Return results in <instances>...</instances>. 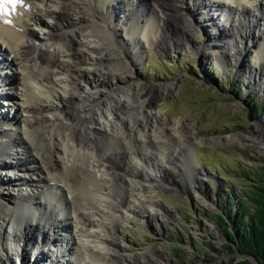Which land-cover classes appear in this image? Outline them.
I'll list each match as a JSON object with an SVG mask.
<instances>
[{
	"label": "bare ground",
	"instance_id": "obj_1",
	"mask_svg": "<svg viewBox=\"0 0 264 264\" xmlns=\"http://www.w3.org/2000/svg\"><path fill=\"white\" fill-rule=\"evenodd\" d=\"M190 1L207 22L213 7L234 28L217 27L215 38L228 31L231 40L221 45L218 38L210 40L212 56L222 59L227 52L233 60L237 53L254 52L264 63V40L249 53L235 46L255 26L247 18L264 16V0ZM188 6L183 0L5 5L1 61L12 72L7 85L16 90L0 88V168L5 169L0 170V264H130L132 259L169 264L161 254L125 253L115 225L127 211L158 215L155 202L145 196L149 186L160 183L158 166L182 162L187 149L192 167L185 171L196 168L194 141L179 136L190 123L162 122L152 107L160 90L138 94L133 83L120 86L107 79L127 67L129 58L141 62L156 48L170 49L164 29L169 18L176 16L183 33L193 31ZM156 19L159 26L151 36ZM3 106L12 115H5ZM119 158L126 159V173L114 169L122 165L114 161ZM145 205L149 209L143 211Z\"/></svg>",
	"mask_w": 264,
	"mask_h": 264
},
{
	"label": "rangeland",
	"instance_id": "obj_2",
	"mask_svg": "<svg viewBox=\"0 0 264 264\" xmlns=\"http://www.w3.org/2000/svg\"><path fill=\"white\" fill-rule=\"evenodd\" d=\"M93 1L97 4L103 2ZM183 1L186 8L189 5L193 31L190 29L183 33L177 25L176 16L169 18L164 29L173 46L170 49L156 48L150 54H144L141 62H133L129 58L127 67L108 74L107 80L108 83L120 86L133 83L138 94L144 90L149 93L160 90V93L153 96L152 107L159 110L164 124L171 121L190 123L189 129L180 131L182 133L179 136L195 142L191 143L195 149L193 153L196 168L185 171L192 167L189 163L191 151L188 152L187 149L182 152V162L176 164L172 161L158 166L162 174L160 183L149 186V191L145 194L155 202L158 215L146 216V213L142 215L143 213L127 211L122 221L115 225L114 236L118 237L128 254L142 252L155 255L156 258L161 254L169 264H226L232 258H242L227 252L222 229L203 213L220 211L218 200L222 195L224 178L234 176L238 163L256 166L259 162L253 158L264 157V123L261 125L259 122L264 116V63L261 62L263 58L254 52L249 56L245 51L242 55L235 54L237 59L240 58L233 59L237 61L229 60L225 55L227 52L222 54V59L212 56L210 40L218 38L216 41L220 45L224 41L230 42L228 33L234 28L213 7H208L207 11L213 20L207 22L205 15L200 16L193 11L190 0ZM214 20L219 21V24L211 26L210 22ZM247 20L254 21L252 23L255 26L247 29L246 35L240 39L242 43H238V39L235 46L241 45L240 50L244 49L249 53L253 50L254 46H251L254 43L264 40L261 37L264 36V16L261 15L258 19L250 17ZM154 24L151 36L156 35L159 22ZM217 27H225L230 31L215 38ZM36 30L41 32L38 28ZM2 53L0 52V56L5 55ZM0 68V73L9 78L12 72L4 67V63L1 65V61ZM258 81L263 85H256ZM15 90L9 84L5 91ZM247 100L259 105L255 115V110L248 105ZM2 108L5 115H12L7 107ZM205 138L207 141H202ZM125 160H114L122 164H115L114 169L118 173H126L123 171ZM183 162L185 164L181 165ZM0 170L3 172L5 169ZM220 172L223 173L221 177L218 174ZM137 179L142 182L143 176L139 175ZM227 183L233 192L241 190L245 185L235 176L229 178ZM115 193L120 194L118 191ZM141 209L146 211L149 207L145 205ZM160 249L165 250L160 253ZM48 254L54 256L52 251ZM33 260L30 257L29 262ZM129 263L154 264L150 260L141 263L137 259L129 260Z\"/></svg>",
	"mask_w": 264,
	"mask_h": 264
},
{
	"label": "trees",
	"instance_id": "obj_3",
	"mask_svg": "<svg viewBox=\"0 0 264 264\" xmlns=\"http://www.w3.org/2000/svg\"><path fill=\"white\" fill-rule=\"evenodd\" d=\"M247 103L255 110V115L259 105L250 100ZM253 159L259 165L244 166L238 163L234 169V176L245 184L244 188L233 192L227 181L234 176H226L222 195L218 200L220 211H206L203 214L222 229L226 238L224 247L228 253L235 252L237 248L241 255L252 257L257 264H264V157ZM218 174L223 176L222 172ZM208 244L212 246L211 243ZM226 264L253 263L248 259L232 258Z\"/></svg>",
	"mask_w": 264,
	"mask_h": 264
},
{
	"label": "snow or ice",
	"instance_id": "obj_4",
	"mask_svg": "<svg viewBox=\"0 0 264 264\" xmlns=\"http://www.w3.org/2000/svg\"><path fill=\"white\" fill-rule=\"evenodd\" d=\"M20 2L21 0H0V12H7V9L5 7L6 4H11L13 5V7H15V5Z\"/></svg>",
	"mask_w": 264,
	"mask_h": 264
},
{
	"label": "water",
	"instance_id": "obj_5",
	"mask_svg": "<svg viewBox=\"0 0 264 264\" xmlns=\"http://www.w3.org/2000/svg\"><path fill=\"white\" fill-rule=\"evenodd\" d=\"M259 122H260V121H259ZM259 122H258V123H259ZM225 240H226V238H225ZM230 254L233 255V256H236V255L241 256L242 260H243V259H248V260H250L253 264H257V262L255 261V259H253L252 257L241 255V252H239V250H238L237 248H236L235 252L230 253Z\"/></svg>",
	"mask_w": 264,
	"mask_h": 264
}]
</instances>
